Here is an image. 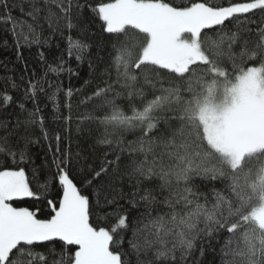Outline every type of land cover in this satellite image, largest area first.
<instances>
[{
    "label": "snow or ice",
    "instance_id": "obj_1",
    "mask_svg": "<svg viewBox=\"0 0 264 264\" xmlns=\"http://www.w3.org/2000/svg\"><path fill=\"white\" fill-rule=\"evenodd\" d=\"M0 23L18 60L56 35L108 57L75 129L63 54L3 78L0 264H264V0H0Z\"/></svg>",
    "mask_w": 264,
    "mask_h": 264
},
{
    "label": "trees",
    "instance_id": "obj_2",
    "mask_svg": "<svg viewBox=\"0 0 264 264\" xmlns=\"http://www.w3.org/2000/svg\"><path fill=\"white\" fill-rule=\"evenodd\" d=\"M177 3L180 0H176ZM186 2V0H185ZM216 4H224L226 0H213ZM14 16H18V12L13 13ZM47 35V33H45ZM65 35H68L66 33ZM71 35L76 38V33L73 31ZM5 42H7V47L5 46ZM67 48V41L62 40L59 35L53 36L48 44H44L40 47L33 45L31 48H22L20 49V54L23 59H17V52L13 44V36L10 31L9 25H4L0 23V92H3L5 89L8 90L9 94L15 96L16 93L12 91L11 84L8 80L3 79L5 77H11L12 80L19 82V78L23 73L25 77L31 76L32 72L34 71L36 75L43 76L46 71L47 64H56L59 63V58L63 54L64 59L67 61L65 64V68H70L72 70L71 74L67 71L60 74L57 78L56 76L49 74L48 79L53 83L59 82L60 86L64 91L68 88L73 89L74 95L72 97V116H73V124L72 128L75 129L76 123L75 118L77 117L78 113H84L90 109V105L79 104V101L84 99L85 95H90L92 89L95 88V84L99 82L98 78L100 77L101 73L104 71L105 62L107 61V53L103 48L97 49L93 48L92 55L90 57H86L83 62H79L75 59V57H69L65 52ZM44 53V61H41L39 53ZM99 52V55L104 58L103 61H97L96 54ZM89 59L92 61L93 68H89ZM25 65H27L28 71L24 72ZM90 71L93 73V76H89ZM114 75V73H113ZM92 80L91 86L85 85V80ZM76 89H82V92H76ZM52 89H49L51 91ZM121 91H124L121 89ZM43 99V98H42ZM59 101L62 104L61 111L64 115H68V110L66 107H63V104L67 103V98L60 94L58 97ZM148 99H151V95L148 96ZM122 108L127 112L129 110V102L124 99L119 101ZM137 105L140 104V100L137 99L135 101ZM79 104V106H77ZM43 107V104L41 105ZM31 107V104L28 105ZM55 109L52 103L48 102V107L45 109V116H46V125L48 128L51 129H58L63 132V123L57 122L53 119V113ZM85 128H92L93 134L96 132V125L94 124H84ZM132 137L130 136L129 139ZM75 147V144H73ZM34 151H42V149L37 146V148L33 149ZM40 161L37 160V163ZM54 171V169H53ZM41 181H43V177H41ZM14 206H22V207H33V203L30 200H26L22 203H14ZM47 211V209H45ZM213 254L211 251L207 254V264H212L213 262ZM216 264H219V258L216 257Z\"/></svg>",
    "mask_w": 264,
    "mask_h": 264
}]
</instances>
